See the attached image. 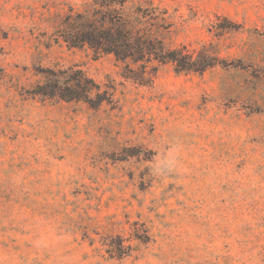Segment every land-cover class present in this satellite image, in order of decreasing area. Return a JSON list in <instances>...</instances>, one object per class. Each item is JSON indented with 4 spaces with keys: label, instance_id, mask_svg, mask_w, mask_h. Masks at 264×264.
<instances>
[{
    "label": "rangeland",
    "instance_id": "rangeland-1",
    "mask_svg": "<svg viewBox=\"0 0 264 264\" xmlns=\"http://www.w3.org/2000/svg\"><path fill=\"white\" fill-rule=\"evenodd\" d=\"M94 1L0 0V264H264V0Z\"/></svg>",
    "mask_w": 264,
    "mask_h": 264
},
{
    "label": "trees",
    "instance_id": "trees-1",
    "mask_svg": "<svg viewBox=\"0 0 264 264\" xmlns=\"http://www.w3.org/2000/svg\"><path fill=\"white\" fill-rule=\"evenodd\" d=\"M94 4L97 7L96 16L93 20L90 15H80L82 26L88 28L83 29L80 38H66L69 46H76L87 43L91 48L106 53H112L116 60L136 62L145 57L146 53L155 52V58L159 61H171L176 63L178 70L188 71L190 66L182 64L184 56L173 51L169 57L161 58V51L159 49L150 50L147 45L153 43L154 38L150 33L140 32L136 29L139 24L138 16L124 14L126 9V0H95ZM107 10H110L108 12ZM91 19V20H90ZM91 27V29H89ZM80 39V40H79ZM78 40L80 42H78ZM159 52V53H158ZM179 57H181L179 59ZM69 98L78 99L79 94L68 96Z\"/></svg>",
    "mask_w": 264,
    "mask_h": 264
}]
</instances>
